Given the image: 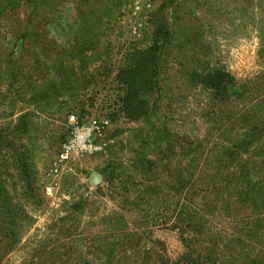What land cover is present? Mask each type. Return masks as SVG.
Returning a JSON list of instances; mask_svg holds the SVG:
<instances>
[{"label":"rangeland","instance_id":"rangeland-1","mask_svg":"<svg viewBox=\"0 0 264 264\" xmlns=\"http://www.w3.org/2000/svg\"><path fill=\"white\" fill-rule=\"evenodd\" d=\"M0 1V138L8 136L30 157L37 196L22 195L13 158L8 191L28 221L2 264H47L49 256L48 264L68 258L70 264H97L112 249L114 264L178 261L185 247L174 228L177 214L188 210V197L201 209L211 202L208 165L221 160L216 147L230 136L223 123L232 108L221 105L212 78L220 82L223 70L238 84L249 82L248 104L264 96V0H59L53 14L35 15L30 23L22 4ZM26 28L23 45L19 37ZM164 35L169 40L158 86L144 98L148 114L151 103L158 104L155 113L147 122L113 118L124 93L117 77L129 54L148 50L158 37L163 43ZM9 62L17 67L16 80L7 74ZM72 114L108 118L113 142L105 154L75 157L55 175ZM158 121L171 150L150 131ZM141 157L152 162L157 186L149 196L143 173L133 165ZM93 172L103 176L98 185ZM234 210L231 217L213 215L220 234L221 225L230 232L241 227L245 213ZM216 239L221 246V236ZM248 249L264 264V249Z\"/></svg>","mask_w":264,"mask_h":264},{"label":"trees","instance_id":"trees-1","mask_svg":"<svg viewBox=\"0 0 264 264\" xmlns=\"http://www.w3.org/2000/svg\"><path fill=\"white\" fill-rule=\"evenodd\" d=\"M14 1L27 8L29 23L33 22L35 15L53 14L59 7V0H54L51 4L47 0ZM25 31L26 33L19 37L23 45L30 35L27 28ZM160 39V37L156 38L153 45L146 51L134 50L129 54L128 64L117 77L124 93L123 97L120 96L117 101L115 106L117 110L113 112V118L126 115L131 120L143 119L147 122V116L151 117L155 113L153 110L157 109L158 104L153 101L148 114L149 102L144 98L158 86L160 64L163 61L162 51L169 40L164 35L163 43L160 44ZM9 65L7 74L12 80H16L17 67L12 68L10 62ZM217 77L221 78V83L216 82L215 78L211 81L214 82V88L220 89L221 105H229L232 109L227 111L228 120L223 123L230 136L227 140H223L220 147L219 145L216 147L221 160L208 165L209 172L213 174L208 180L213 199L205 204V209H201L195 205L192 198H187L188 202L190 201L188 210H181L177 214L179 218L175 220L177 222L174 226L181 233L185 253L176 262L170 263L167 259L160 258L155 264H247L242 261L246 258L250 264H263L260 254L257 252L258 258H252L249 255L251 249L248 248L256 249L258 246L264 249V96L257 104H248V101L252 99L249 93L251 91L249 82L238 84L228 72L223 70ZM259 84L261 83H256L255 86ZM256 92H258L257 88ZM240 106V109H236ZM149 128L156 141L158 139L166 144V151L173 148V142L160 121L149 124ZM8 139V136L0 138V264L20 244L22 229L28 221V216L19 210L16 199L11 195L12 192L8 191L12 177L9 170L11 164L15 166L14 170H17L22 178L25 190L22 195L30 200L37 198L34 193L36 174L30 164V157L20 154L19 148L10 144ZM3 150L4 153H2ZM13 158L15 162H12ZM133 165H136L137 171L143 173L145 177L146 185L143 184L145 193L148 192V196L151 192L155 194L157 186L151 179L152 162L141 157L133 161ZM174 166L169 167L175 170L177 175L179 170L174 169ZM203 167L205 170V166ZM164 168L168 169L167 166ZM174 182L171 183L172 187L182 185V183L174 185ZM141 200L144 201L142 197ZM235 207L242 209L245 213L238 222L241 227H235L230 232L222 229L224 226L221 225L220 234L213 224V215L216 214L222 218L225 213H228V217H231L228 211L238 213L234 210ZM189 234L194 237L198 235V237L193 239L187 236ZM219 236H221V246L216 239ZM112 245L116 246L117 243ZM43 249L46 250V247ZM103 250L108 251L106 248ZM114 252L115 250L112 249L109 258L97 260V264H114L112 259ZM243 252H246L245 257L240 259L239 256ZM218 258L221 259L219 263L216 262ZM83 262L88 260L84 258ZM59 263L63 264L61 261H51L49 264ZM64 264H70L69 258Z\"/></svg>","mask_w":264,"mask_h":264},{"label":"built area","instance_id":"built-area-1","mask_svg":"<svg viewBox=\"0 0 264 264\" xmlns=\"http://www.w3.org/2000/svg\"><path fill=\"white\" fill-rule=\"evenodd\" d=\"M68 124L69 137L55 158L52 170L55 175L64 171L75 157L105 154L113 142L109 136L111 122L106 117L80 118L72 114L68 118Z\"/></svg>","mask_w":264,"mask_h":264},{"label":"water","instance_id":"water-1","mask_svg":"<svg viewBox=\"0 0 264 264\" xmlns=\"http://www.w3.org/2000/svg\"><path fill=\"white\" fill-rule=\"evenodd\" d=\"M103 180V176L101 174H99L98 172H93L91 175V181L94 184H100Z\"/></svg>","mask_w":264,"mask_h":264}]
</instances>
